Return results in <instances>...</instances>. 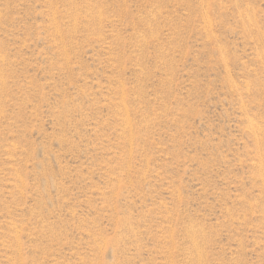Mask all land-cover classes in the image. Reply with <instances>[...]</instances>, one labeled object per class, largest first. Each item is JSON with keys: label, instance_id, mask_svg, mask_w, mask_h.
<instances>
[{"label": "rangeland", "instance_id": "374dc122", "mask_svg": "<svg viewBox=\"0 0 264 264\" xmlns=\"http://www.w3.org/2000/svg\"><path fill=\"white\" fill-rule=\"evenodd\" d=\"M0 264H264V0H0Z\"/></svg>", "mask_w": 264, "mask_h": 264}]
</instances>
